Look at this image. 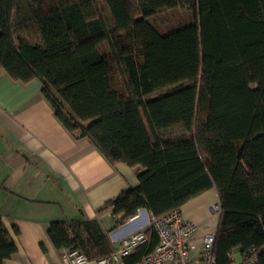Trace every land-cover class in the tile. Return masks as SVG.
Masks as SVG:
<instances>
[{"label": "trees", "instance_id": "1", "mask_svg": "<svg viewBox=\"0 0 264 264\" xmlns=\"http://www.w3.org/2000/svg\"><path fill=\"white\" fill-rule=\"evenodd\" d=\"M175 7L193 20L167 33L147 21ZM30 26L37 42L21 35ZM1 71L39 80L72 137L110 164L139 167L137 185L103 205L120 214L114 227L213 188L215 263L239 248L264 264V0H0ZM144 232L127 264L155 246L154 230ZM48 236L88 260L113 250L96 220L52 222ZM15 251L0 219V264Z\"/></svg>", "mask_w": 264, "mask_h": 264}, {"label": "crops", "instance_id": "2", "mask_svg": "<svg viewBox=\"0 0 264 264\" xmlns=\"http://www.w3.org/2000/svg\"><path fill=\"white\" fill-rule=\"evenodd\" d=\"M41 87L39 80L17 82L0 72V219L16 245L4 264H62L65 251L56 249L48 236L52 222L96 220L113 250L131 232L147 226V211L114 227L120 214L103 208L107 200L137 185L139 167L110 164L87 139L72 137ZM216 203L212 188L179 209L184 219L197 224L198 244L217 229L219 215L210 212ZM241 255L239 248L231 253L236 260Z\"/></svg>", "mask_w": 264, "mask_h": 264}, {"label": "built area", "instance_id": "3", "mask_svg": "<svg viewBox=\"0 0 264 264\" xmlns=\"http://www.w3.org/2000/svg\"><path fill=\"white\" fill-rule=\"evenodd\" d=\"M210 212L219 215V204L212 205ZM140 213L146 214V210L139 209L124 223L138 220L141 217ZM147 225L154 230L157 241L153 249L143 254L134 264H216L213 256L215 231L204 234L198 244L195 240L197 224L184 219L180 210L171 209L158 216L148 214ZM146 228L141 227L124 237L118 248L109 255L97 259L96 264H126L124 257L146 241L144 232ZM230 258L228 264H257V251L255 249L246 251L240 260L233 259L232 256ZM87 260L84 253L73 250L64 253L62 264H82Z\"/></svg>", "mask_w": 264, "mask_h": 264}, {"label": "rangeland", "instance_id": "4", "mask_svg": "<svg viewBox=\"0 0 264 264\" xmlns=\"http://www.w3.org/2000/svg\"><path fill=\"white\" fill-rule=\"evenodd\" d=\"M102 8L103 11L107 12V9L104 5ZM192 20L193 12L188 7L162 8L159 9L156 14L147 19V21L161 33H167L182 25L190 23ZM33 29L34 28L30 26L21 33V35L29 40V42L38 41L37 33H35ZM99 49L101 52L107 51L105 44H101ZM147 227L149 226L147 225Z\"/></svg>", "mask_w": 264, "mask_h": 264}, {"label": "water", "instance_id": "5", "mask_svg": "<svg viewBox=\"0 0 264 264\" xmlns=\"http://www.w3.org/2000/svg\"><path fill=\"white\" fill-rule=\"evenodd\" d=\"M142 211H145V209H142Z\"/></svg>", "mask_w": 264, "mask_h": 264}]
</instances>
